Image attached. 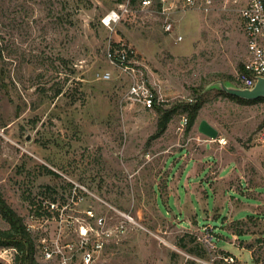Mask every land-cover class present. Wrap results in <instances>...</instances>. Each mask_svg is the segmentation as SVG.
Wrapping results in <instances>:
<instances>
[{"label": "rangeland", "instance_id": "rangeland-1", "mask_svg": "<svg viewBox=\"0 0 264 264\" xmlns=\"http://www.w3.org/2000/svg\"><path fill=\"white\" fill-rule=\"evenodd\" d=\"M125 1L0 0V194L33 226L41 264H83L88 249L93 264H264V101L207 87L246 60L238 5L183 9L172 32L141 10L104 23ZM122 43L159 105L204 102L190 129L179 109L152 137L158 112L107 59ZM45 202L54 211L35 216ZM41 237L62 248L53 260Z\"/></svg>", "mask_w": 264, "mask_h": 264}, {"label": "built area", "instance_id": "built-area-1", "mask_svg": "<svg viewBox=\"0 0 264 264\" xmlns=\"http://www.w3.org/2000/svg\"><path fill=\"white\" fill-rule=\"evenodd\" d=\"M224 3H232L238 5L237 11L241 18L243 32L247 42V57L242 64L235 77L234 83L243 88H251L255 85L258 76H264V0H223ZM216 0H126L119 4V9L112 10L108 15L103 18L110 24V14L115 12L119 16V20L126 15L136 14L138 11L150 12L159 14L164 18V28L168 32L174 30V23L170 18V15L175 10H183L189 8H199L201 10L208 11ZM118 20V21H119ZM117 22V21H113ZM105 23V22H104ZM183 36L178 35L177 40H182ZM107 59L119 66L123 72H127L132 77V82L129 88V96L134 103H140L144 107L152 108L154 102L158 101L156 93L150 88L144 77L143 72L136 67L138 64L136 51L130 45L120 44L119 46L111 47L107 51ZM104 78L110 77V73H106ZM191 101L192 98H189ZM188 116L184 115L182 124L184 127L188 125ZM220 144L225 143V138L213 139ZM42 206L40 209H36L35 216H42L43 211L47 210L51 214L56 208L54 202L48 204H39ZM37 211H39L37 213ZM99 222H103V218L99 219ZM28 227H33L29 224ZM41 251L46 260H53L56 256L55 253L61 252L62 248L57 244H50L45 237L40 238ZM101 243H97V247H101ZM13 251H16L15 247L2 246L0 248L1 255H13ZM94 250H85L83 253V264H93ZM228 262H233L235 259L232 255L224 258ZM66 262L63 261V263ZM57 263V264H63Z\"/></svg>", "mask_w": 264, "mask_h": 264}, {"label": "trees", "instance_id": "trees-1", "mask_svg": "<svg viewBox=\"0 0 264 264\" xmlns=\"http://www.w3.org/2000/svg\"><path fill=\"white\" fill-rule=\"evenodd\" d=\"M242 68V66L240 67ZM222 92V91H221ZM226 95L235 98L243 103H251L259 100L264 101L263 97L258 99H244L237 96H233L224 92ZM203 101L201 99L196 100H185L181 101L170 107H163L159 105L156 101L154 102L153 108L158 112L159 119L157 123V131L152 137H157L161 135L168 126V123L172 119L173 115L181 109V111L186 112L188 116V129L191 128L196 122L199 115L200 109L203 106ZM264 122V120H263ZM42 208L39 205L40 209ZM0 212L2 216L9 222L10 228L8 230H0V244L8 245L16 248L15 264H41L36 258V250L32 234L28 229L23 218L17 214L6 202V200L0 194ZM39 211H37L38 213Z\"/></svg>", "mask_w": 264, "mask_h": 264}, {"label": "water", "instance_id": "water-1", "mask_svg": "<svg viewBox=\"0 0 264 264\" xmlns=\"http://www.w3.org/2000/svg\"><path fill=\"white\" fill-rule=\"evenodd\" d=\"M207 87H214L233 96L248 100L258 99L260 97L264 98V76H258L255 85L251 88H243L230 80L222 79L212 81ZM198 130L213 139H216L219 136V130L206 119L200 120Z\"/></svg>", "mask_w": 264, "mask_h": 264}, {"label": "crops", "instance_id": "crops-1", "mask_svg": "<svg viewBox=\"0 0 264 264\" xmlns=\"http://www.w3.org/2000/svg\"><path fill=\"white\" fill-rule=\"evenodd\" d=\"M180 12H182V10H175V11H173L172 13H171V15H170V18H171V20H173L174 21V17H180ZM175 28V27H174ZM174 31H175V29H174ZM176 39H177V36H176ZM153 108V107H152ZM206 120H208V119H206Z\"/></svg>", "mask_w": 264, "mask_h": 264}, {"label": "clouds", "instance_id": "clouds-1", "mask_svg": "<svg viewBox=\"0 0 264 264\" xmlns=\"http://www.w3.org/2000/svg\"><path fill=\"white\" fill-rule=\"evenodd\" d=\"M111 20L113 21H118L119 20V16H117V14L115 12L111 13L110 14V17H109ZM106 24L108 23L107 20L104 21Z\"/></svg>", "mask_w": 264, "mask_h": 264}]
</instances>
